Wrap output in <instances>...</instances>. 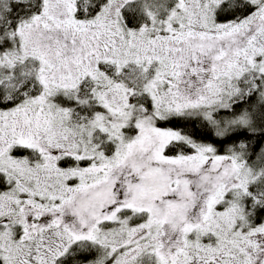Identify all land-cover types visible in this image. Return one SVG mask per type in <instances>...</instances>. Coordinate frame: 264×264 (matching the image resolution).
Listing matches in <instances>:
<instances>
[{"label":"snow or ice","instance_id":"snow-or-ice-1","mask_svg":"<svg viewBox=\"0 0 264 264\" xmlns=\"http://www.w3.org/2000/svg\"><path fill=\"white\" fill-rule=\"evenodd\" d=\"M0 264H264V0H0Z\"/></svg>","mask_w":264,"mask_h":264}]
</instances>
